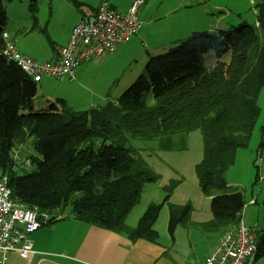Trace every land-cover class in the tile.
I'll return each instance as SVG.
<instances>
[{
    "label": "trees",
    "instance_id": "trees-1",
    "mask_svg": "<svg viewBox=\"0 0 264 264\" xmlns=\"http://www.w3.org/2000/svg\"><path fill=\"white\" fill-rule=\"evenodd\" d=\"M10 1L0 0V172L7 176L14 202L48 213L49 223L55 212L69 209L76 220L124 232L131 241L156 242L153 225L162 204H168L170 234L187 220L191 208L168 203L169 184L161 204H149L135 227L125 225L145 184L158 178L139 151L126 146L127 136L156 142L160 150H178L186 135L198 129L203 154L195 171L202 193L210 197L208 224L217 229L237 225L245 200L241 192L229 190L226 172L237 150L248 146L259 114L264 0L252 7L254 26L241 22L193 32L151 56L115 100L78 112L52 107L29 113L23 111L30 107L37 83L3 51L5 3ZM210 51L222 58L207 68L202 55ZM28 138L35 151L28 156L32 169L19 172L12 151ZM257 250L256 259L264 255V238Z\"/></svg>",
    "mask_w": 264,
    "mask_h": 264
},
{
    "label": "crops",
    "instance_id": "crops-1",
    "mask_svg": "<svg viewBox=\"0 0 264 264\" xmlns=\"http://www.w3.org/2000/svg\"><path fill=\"white\" fill-rule=\"evenodd\" d=\"M108 1L115 10L125 13L132 0ZM100 2L101 0H48L46 3V7L48 8V11H46L47 17H34L29 25L16 30L14 25L6 22L4 32L8 34L9 40L21 54L39 63L56 61L59 58V48L68 41L72 27L83 16L93 14ZM148 4L149 0H145L138 11L137 15L141 26L137 34L132 36L129 41L119 44L112 53L92 57L87 60L89 63L87 61L81 63L76 68L73 79L66 77L55 78L46 75L41 78V80L44 77L55 80L67 79L73 86H77V88L72 87L77 93L78 103L76 105L73 102L70 103L67 97H56L50 100V102L53 101L52 107L58 110L66 109L71 112H78L91 106L102 105L99 102L103 100L105 102L107 100H115L143 71L146 62L151 56L166 51L178 40L186 38L193 32H213L216 27H225L234 20L233 17L230 18V14H226L225 16L222 14L214 15L213 11L216 8H220L221 5L215 3L213 0H198L192 4H188L187 0H180L176 5L167 7L156 14L148 11ZM180 10L182 12H179ZM219 11L222 10L219 9ZM235 15L239 20L243 18V13L238 12ZM245 16L247 15H244V18H246ZM163 20L164 23L159 26L160 32L164 34L170 29L169 34L166 33L165 37H163V45L149 46V41L154 32L151 24ZM12 33L15 35L19 34L20 39H15ZM130 42L132 44L128 45ZM141 44H144V48L149 49L150 47V49L141 58L142 61L139 69L134 70L132 73L130 71L128 79L124 81L120 80L123 73L114 71L108 76L109 81L107 80V83L105 81V84H109L108 89L105 91L102 88V79L93 78V72L90 73L95 66L93 61L99 64L106 56H109V59L118 56L128 58L129 54L131 56L132 53V47L130 46H141ZM114 86L116 88L114 92L119 93L115 96L111 94L110 90ZM57 95L63 96L62 94ZM33 99L31 100L30 107L24 109V113L49 109L48 107H38L34 104ZM60 100H63L64 103H61ZM58 104L60 107H57ZM27 141L32 143V138H28ZM17 145L19 144H15L14 149L20 147ZM29 155H35L32 149ZM27 160L29 159L27 158ZM13 161L15 168L19 172L32 169V165L18 168L16 161L14 159ZM251 201L254 202L253 199H250L248 202L252 203ZM242 210L239 218L244 222ZM65 211L67 214L64 216ZM65 211L55 212V220L40 227L30 235V241L35 254L29 261L19 258L16 253H11L6 264H31L32 262L35 264H157L159 261V264H202L204 259L219 244L223 236L231 229L230 227H220L217 229L209 225L208 223L212 218L209 208L208 213H205L203 218L193 221L187 218L184 223L178 224L171 234L167 229L168 233L166 235L170 237H167L162 243H158L157 241L151 242L145 239L131 241L124 232H117L76 220L72 217L69 209ZM179 227H181V230L178 231ZM203 231L208 233L206 237H203ZM262 235H264V232L261 235L257 234V249L259 242L264 238L261 237ZM185 245H188L192 251H196V254L193 253V256H190V254L179 256L178 253H175L173 256L170 255V250L174 246L184 249ZM256 255L252 264L257 260Z\"/></svg>",
    "mask_w": 264,
    "mask_h": 264
},
{
    "label": "rangeland",
    "instance_id": "rangeland-1",
    "mask_svg": "<svg viewBox=\"0 0 264 264\" xmlns=\"http://www.w3.org/2000/svg\"><path fill=\"white\" fill-rule=\"evenodd\" d=\"M47 1L48 0H12L11 2H6L7 22L14 25L16 30L29 25L34 17H47ZM179 1L180 0H149L148 11L156 14L167 7L176 5ZM192 1L194 0H187V3H196L198 0H195L194 2ZM213 1L221 5L220 8H216L213 11L214 15L222 14L225 16L226 14H230V18L233 17L234 19L233 22L228 23L225 27H216L214 31L218 29H227L232 26H236L241 22H246L252 26L255 25V14L252 11L253 8L252 5H250L251 3L249 0ZM260 1L261 0H254L255 3H259ZM219 9L222 11H219ZM179 12L182 11L180 10ZM238 12L243 13V18L241 20H239L235 15V13ZM244 15H247L245 16L246 18H244ZM162 23H164V20L151 24L154 28V32L149 41V46L163 45V37H165L166 33L169 34L170 29L166 33L161 34L159 26ZM12 34L15 39H20L19 34ZM261 43L264 45L263 34H261ZM131 44L132 43L130 42L128 45ZM143 45L130 46L132 47V53L131 56L129 54L128 58L118 56L113 57V59H109V56H106L101 62H99V64L93 61L95 66L92 68L90 73L93 72V78L102 79V88L106 91L109 84H105V81L107 83V80L109 79L108 76L111 73L114 71L122 72L123 75L120 80L124 81L128 79L130 71L132 73L134 70L139 69L142 61L141 58L145 56L150 49V47L149 49L144 48ZM217 57L222 58L221 55L216 56L213 51H210L207 54L202 55V62L207 68H210ZM226 58L227 56H224V59ZM226 61H228V58ZM87 63H89V61H87ZM129 64L130 66H128ZM72 87L77 88V86H73L72 83H69L67 79L55 80L44 77L37 83V92L33 99L34 104L38 107L51 108L53 105V101L50 102L51 99L56 97H67L70 103L73 102V104L76 105L78 103V99L76 97L77 93ZM110 90L113 96L117 94V92H114L116 90L115 86L111 87ZM78 93H80V91H78ZM57 94H62L64 97ZM104 102L105 100L99 103L103 104ZM257 103L259 106V114L249 139L248 146L237 150L234 163L227 169L226 181L230 191L237 190L241 192L244 197L246 203L242 210V218L245 224L254 227L256 233L261 235L264 232V87L259 93ZM57 107H60V105L58 104ZM127 139L128 142L126 143V146H131L137 149L147 167L154 171L158 176L156 182L145 184L138 202L132 207L127 219L125 220V225L127 227H135L138 219L149 204L162 203L166 195L164 188L169 184L172 185V189L170 190L171 192L168 203L180 206L186 204L190 205L191 210L188 216L190 221L203 218L204 214L208 213L210 208V197L202 193L195 171V165L200 161L203 154L202 137L198 129H194L186 135L184 148L178 150H160L157 148L156 142L133 140L128 136ZM179 140L180 137L175 138L176 143H179ZM22 144L25 146H22ZM17 146L20 147H16L14 150L17 151V154L21 159L27 160L31 149L32 152L35 153L32 143L29 141H25ZM212 193L220 194L221 191L214 190ZM250 199H253L254 202L249 203L248 201ZM66 214L67 213L65 211L64 216ZM167 223L168 204L164 203L161 205L158 216L153 225V228L158 233V243H162L168 237L166 235L168 233ZM180 228L181 227L177 230H181ZM204 231L203 237H206L208 233ZM177 233L176 235H178ZM175 253H178L179 256H185L188 254L193 256V253L196 254V251H192L188 245H185L184 249L174 246V248L170 250V255L173 256ZM159 262L157 264H159ZM31 264L35 263L32 262ZM253 264H264V255L258 257Z\"/></svg>",
    "mask_w": 264,
    "mask_h": 264
},
{
    "label": "built area",
    "instance_id": "built-area-1",
    "mask_svg": "<svg viewBox=\"0 0 264 264\" xmlns=\"http://www.w3.org/2000/svg\"><path fill=\"white\" fill-rule=\"evenodd\" d=\"M145 0H132L127 12L115 10L107 0H101L95 12L83 16L70 32L68 41L59 48L56 61L36 62L21 54L2 33L4 53L35 82L46 76L73 79L76 68L95 56L112 53L116 47L136 35L141 23L138 11ZM252 7L256 4L249 0ZM256 13L255 9L252 10ZM16 166L29 167L30 161L21 159L12 152ZM7 176L0 173V264H6L11 253L29 261L35 254L30 235L49 223L51 217L38 208H27L11 199ZM253 202V201H251ZM257 234L253 227L241 219L223 236L219 244L204 259L202 264H252L257 252Z\"/></svg>",
    "mask_w": 264,
    "mask_h": 264
}]
</instances>
